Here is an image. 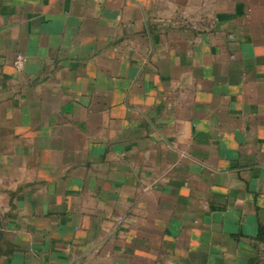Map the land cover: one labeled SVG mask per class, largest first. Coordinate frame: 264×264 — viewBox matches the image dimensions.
I'll use <instances>...</instances> for the list:
<instances>
[{
    "label": "crops",
    "instance_id": "obj_1",
    "mask_svg": "<svg viewBox=\"0 0 264 264\" xmlns=\"http://www.w3.org/2000/svg\"><path fill=\"white\" fill-rule=\"evenodd\" d=\"M0 264H264V0H0Z\"/></svg>",
    "mask_w": 264,
    "mask_h": 264
},
{
    "label": "built area",
    "instance_id": "obj_2",
    "mask_svg": "<svg viewBox=\"0 0 264 264\" xmlns=\"http://www.w3.org/2000/svg\"><path fill=\"white\" fill-rule=\"evenodd\" d=\"M25 60L22 57L17 58L16 66L19 70L23 69Z\"/></svg>",
    "mask_w": 264,
    "mask_h": 264
}]
</instances>
